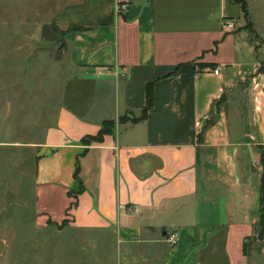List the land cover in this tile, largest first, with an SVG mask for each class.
<instances>
[{"label":"crops","instance_id":"obj_1","mask_svg":"<svg viewBox=\"0 0 264 264\" xmlns=\"http://www.w3.org/2000/svg\"><path fill=\"white\" fill-rule=\"evenodd\" d=\"M60 3L35 31L68 62L35 144L43 209L99 243L115 234L127 264H264V0H247L248 18L233 0ZM107 121L112 133L82 142Z\"/></svg>","mask_w":264,"mask_h":264},{"label":"rangeland","instance_id":"obj_2","mask_svg":"<svg viewBox=\"0 0 264 264\" xmlns=\"http://www.w3.org/2000/svg\"><path fill=\"white\" fill-rule=\"evenodd\" d=\"M61 1L0 0V264H127L115 234L97 242L44 210L37 190L35 144L57 122L68 62L61 41L35 31Z\"/></svg>","mask_w":264,"mask_h":264},{"label":"trees","instance_id":"obj_3","mask_svg":"<svg viewBox=\"0 0 264 264\" xmlns=\"http://www.w3.org/2000/svg\"><path fill=\"white\" fill-rule=\"evenodd\" d=\"M235 3H238L241 5L242 12L244 13V16L248 18L249 16V8L247 4V0H233ZM154 101V93H153V85L149 84L147 87V104L144 108V113L146 114L149 108L153 105ZM114 128V122H105L102 129L96 136H88L82 140L83 143H92V142H100L102 141L103 137L106 134L112 133ZM203 131L198 135L199 143L203 142ZM256 151L259 153L260 156V164H261V174H260V206H261V216L258 224L255 228V237L258 240H264V145H256L255 146ZM77 175V174H75ZM84 189L83 186H81L80 191ZM79 191V192H80ZM72 192H69V195H72ZM250 237H247L244 242V251L245 253L249 252V247L252 246V242Z\"/></svg>","mask_w":264,"mask_h":264},{"label":"built area","instance_id":"obj_4","mask_svg":"<svg viewBox=\"0 0 264 264\" xmlns=\"http://www.w3.org/2000/svg\"><path fill=\"white\" fill-rule=\"evenodd\" d=\"M223 28L225 30H232L235 28V24L233 21L229 20V19H225L224 23H223ZM221 71V67H217L215 68L214 72L216 74H219ZM125 207L124 204H120V208H123ZM131 208V207H130ZM134 210V208L132 207V211ZM169 242L171 244H176L177 243V235H172L171 237H169Z\"/></svg>","mask_w":264,"mask_h":264}]
</instances>
